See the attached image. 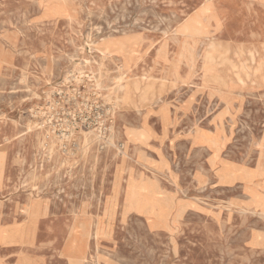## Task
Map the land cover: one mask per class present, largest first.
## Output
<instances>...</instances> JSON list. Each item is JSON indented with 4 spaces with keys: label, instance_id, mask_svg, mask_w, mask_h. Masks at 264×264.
<instances>
[{
    "label": "rangeland",
    "instance_id": "1",
    "mask_svg": "<svg viewBox=\"0 0 264 264\" xmlns=\"http://www.w3.org/2000/svg\"><path fill=\"white\" fill-rule=\"evenodd\" d=\"M262 61L264 0H0V264H264L244 178L221 183L233 165L264 173ZM81 68L114 104V137L102 155L49 154L36 112ZM138 182L158 187L142 194L153 214Z\"/></svg>",
    "mask_w": 264,
    "mask_h": 264
},
{
    "label": "built area",
    "instance_id": "2",
    "mask_svg": "<svg viewBox=\"0 0 264 264\" xmlns=\"http://www.w3.org/2000/svg\"><path fill=\"white\" fill-rule=\"evenodd\" d=\"M91 79L88 73L69 72L36 112L45 150L53 148L64 157L76 158L90 151L99 155L111 144L115 107ZM113 147L123 150L121 143Z\"/></svg>",
    "mask_w": 264,
    "mask_h": 264
},
{
    "label": "bare ground",
    "instance_id": "3",
    "mask_svg": "<svg viewBox=\"0 0 264 264\" xmlns=\"http://www.w3.org/2000/svg\"><path fill=\"white\" fill-rule=\"evenodd\" d=\"M94 46H95V43L94 42H90V44H88V47H89V51H93V49L94 50H96L97 51V48H94ZM211 48L213 47V45L211 44V46H210ZM249 54V53H248ZM98 55L100 56V57H102V58H104V57H110V56H112L111 54H110V52L106 49V50H104V51H98ZM205 61H208V62H214L215 61V57L213 56V53H211V52H208L207 54H206V56H205ZM82 62H84L86 65H88V64H90V61L88 60V58H86V57H83L82 58ZM251 63V62H250ZM244 65V64H243ZM258 67L259 68H263L264 67V64H263V61L262 62H259V65H258ZM234 68V67H233ZM83 68H81V69H77V70H75L74 71V73H76V74H78V75H80V76H82L84 73H88V72H85V71H83L82 70ZM241 73H243V74H245V75H249V71H248V69H243V68H240V70L239 71H237V73L235 74L236 76H237V78H239V75L241 74ZM90 75H91V72L89 73ZM92 76V75H91ZM208 77V76H207ZM209 77H210V75H209ZM164 81H165V79H163ZM162 80V81H163ZM129 86H128V89L129 90H131L134 94H135V92H139V94L138 95H140L141 94V96H143V95H147L148 94V91H149V89L151 88V85L150 84H146V85H144V87L142 88V93L140 92V89H139V87H135V84H134V82H133V80L132 79H129ZM171 83H173L172 81H171ZM165 113H166V115H167V112H164V111H162V110H159V114H160V117H161V120H163L164 119V115H165ZM37 127V124L35 125L34 124V126H33V128H36ZM28 131L29 130H31L32 129V127L31 126H28ZM37 130V129H36ZM139 130H144V129H138L137 131H139ZM134 131L135 130H133V129H126V131H125V134H126V136H127V138H128V141H130V142H139V143H145L148 139H149V137H147V135H145V134H143V135H136L135 133H134ZM43 140H41V142H40V148H41V150H43L44 149V147H43ZM124 148H125V145H124ZM45 150V149H44ZM48 153L49 154H51V149H49L48 150ZM125 156L127 155V153H126V150L124 151V153H123ZM85 155V154H84ZM139 155V154H138ZM137 159L139 160V161H142V159H141V157L140 156H137ZM218 161H224V160H222V159H217ZM232 168H233V178L232 179H229L228 177L227 178H225V177H222L221 178V183L222 184H227V183H233L234 181H235V179H236V177H243L244 178V185H243V187H244V189L246 190V192L249 194V196H250V200H251V204L252 205H254V207L255 208H257L258 210H259V215H261V216H263L264 217V195L263 194H260V193H258L257 191H256V189L254 188V186H253V181L255 180V179H258V178H261L262 176H263V168L261 167V165H259V164H257V166L255 167V169H250V168H247V167H244V166H240V165H233L232 166ZM71 170V169H70ZM119 175V174H118ZM231 175V176H232ZM117 178L119 179V176H117ZM131 180V179H130ZM128 181H129V178H128V180H127V183H126V185L128 184ZM116 182H117V180H116ZM131 183V182H130ZM119 185V184H118ZM205 185V184H204ZM129 187V186H128ZM138 188L140 189V190H138V192H137V196L132 200V202L135 204V206L137 205L140 209H144V210H148L149 212L151 211L152 212V214H153V210H155V209H157L158 207H159V204H160V201L159 200H155V201H146L143 197H142V194H143V192H145L146 194H148V193H152L153 195L154 194H156L157 193V190H158V187H156L154 184H140L139 182H138ZM262 188L264 189V182H263V184H262ZM125 192H126V190H125ZM127 194V193H126ZM116 200H117V197L116 198H114V199H106V204L107 205H111V204H113L114 205V203L116 202ZM130 201H131V199H130ZM167 203V205H170L171 203H173V202H171V201H169V200H167L166 201ZM168 202H170V203H168ZM133 204V205H134ZM132 205V206H133ZM134 206V207H135ZM125 207V206H124ZM163 209V208H162ZM127 211V210H126ZM148 215H149V213H147ZM262 239H264V237H262ZM70 251H72L73 250V246H72V248L70 249V248H68ZM84 249H85V246H84ZM73 264H77V263H79V261H81V258L80 257H76L75 256V254L69 259Z\"/></svg>",
    "mask_w": 264,
    "mask_h": 264
},
{
    "label": "crops",
    "instance_id": "4",
    "mask_svg": "<svg viewBox=\"0 0 264 264\" xmlns=\"http://www.w3.org/2000/svg\"><path fill=\"white\" fill-rule=\"evenodd\" d=\"M38 134H40V133H38ZM123 149H124V146H123ZM106 150H107V149H106ZM104 152H105V151H104ZM104 152H102L101 155H102ZM6 230H8V229H6ZM8 231H10V230H8Z\"/></svg>",
    "mask_w": 264,
    "mask_h": 264
}]
</instances>
